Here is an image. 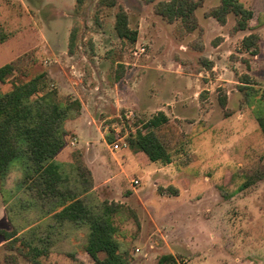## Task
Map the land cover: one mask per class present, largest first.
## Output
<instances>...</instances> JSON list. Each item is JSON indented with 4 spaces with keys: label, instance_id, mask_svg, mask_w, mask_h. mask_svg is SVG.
<instances>
[{
    "label": "rangeland",
    "instance_id": "obj_1",
    "mask_svg": "<svg viewBox=\"0 0 264 264\" xmlns=\"http://www.w3.org/2000/svg\"><path fill=\"white\" fill-rule=\"evenodd\" d=\"M98 1L84 0L77 8L75 0H0V67L14 62L11 80L27 81L42 74L38 95L50 90L58 93L71 78L78 82L73 87L84 101L96 94L106 109V113L95 114L97 125L112 116L102 122L104 140L91 128V141L101 160L122 159L123 151L133 155L132 170L122 165L125 178L121 184L112 180L102 184L96 176V186L93 184V192L86 197L91 206L106 202L122 207L112 220L116 240L128 253L130 264H157L161 256L169 254L177 264H264V255H256L255 246L251 245L254 250L249 248L245 240L252 212L264 209V140L255 121L263 108L254 92L264 93V0H238L253 6L249 7L253 12L250 27L260 37L255 56L243 50V33L233 31V14L223 26L208 17V11L220 0H194L200 6L195 11L198 27L192 33L178 22L162 20L154 12L155 3L116 0L127 13L130 28L137 31L133 45L116 37L115 8L104 7L97 12ZM72 31L75 49L70 56L67 50ZM223 37L227 41L214 49ZM117 61L121 64L115 65ZM114 67L127 71L117 82L111 74ZM245 82L251 83L248 90L242 87ZM115 99L124 104L116 114ZM163 101L170 103L161 110L169 120L154 132L165 146L171 165L152 163L128 145L113 155L108 152L115 129L130 131L127 144L136 131L150 130L145 124L158 113ZM125 111H132L134 117L128 123L123 119L121 127L117 116L123 117ZM86 140L82 136L78 147H88ZM75 152L79 154L72 151L71 163ZM66 159L62 157L56 164L64 185L74 190L77 172ZM111 166V172L117 171ZM7 175L4 194L0 195V230L37 221L36 236L40 238V232L52 221L39 223V206L24 193L26 185L19 186L20 170L10 167ZM132 179H139V185L131 188ZM214 219L221 222L220 231H214ZM205 222L206 228L201 227L199 223ZM59 230L61 234L53 240L59 244L54 247L65 254L75 252L61 255L66 259L61 262L50 256L48 263L92 264L87 255L81 256L85 229ZM215 235L218 237L211 240ZM2 245L0 264H32L16 250H9L7 244ZM16 249L25 252L20 246ZM13 255L15 259H9Z\"/></svg>",
    "mask_w": 264,
    "mask_h": 264
},
{
    "label": "trees",
    "instance_id": "obj_2",
    "mask_svg": "<svg viewBox=\"0 0 264 264\" xmlns=\"http://www.w3.org/2000/svg\"><path fill=\"white\" fill-rule=\"evenodd\" d=\"M143 2L155 3V14L168 24L178 22L188 33L196 30L195 11L200 6L199 2L194 0H143ZM83 3L84 0H75L77 8ZM104 7L115 8L113 29L116 37L129 45L135 44L137 31L130 28L124 8L116 0H99L96 11ZM230 14L236 17L234 32H251L253 12L238 0H220L218 6L208 11V17L216 20L221 26L226 23ZM259 43V37L252 32L241 40L243 50L254 56L259 52ZM74 49L75 33L72 31L68 39V55L71 56ZM207 67L211 69L212 63ZM15 69L14 62L0 67V82L6 80L11 82V90L0 95V195L4 194L9 168L16 167L22 174L19 186L25 184L24 193L31 195L35 204L39 206L38 218L49 216L52 221L51 225L45 227L59 229L84 227L86 237L82 251L88 255L92 264H130L128 253L121 249L116 240V227L112 220L113 215L119 214L122 207L106 202L91 206L90 202H87L86 196L92 189V178L78 153L72 155L78 183L74 190L64 185L66 181L61 176L60 167L54 162V158L66 144L67 133L64 130V123L78 114L80 102L70 97L60 98L55 90L38 95L42 75L27 81L11 80ZM118 69L115 82L123 77ZM243 84L244 90L251 88L249 87L251 83ZM254 92L260 107L263 108L255 115V121L264 138V93ZM165 123L167 119L162 113L152 117L144 127L150 130L145 133L136 131L128 139L130 150L142 153L150 162L169 163L167 150L154 132ZM106 140L108 143L111 141L110 138ZM36 223L37 221L31 222L19 228L13 226L9 231L0 230V237L9 250L17 251L18 256L32 264H43L40 259L48 254L45 244L48 242L49 232L44 230L43 233L47 237L43 239L37 237ZM27 228L29 229L26 230ZM17 246L25 249V252L16 249ZM15 256L9 259L14 260ZM157 264L176 263L172 256L164 255L159 258Z\"/></svg>",
    "mask_w": 264,
    "mask_h": 264
},
{
    "label": "crops",
    "instance_id": "obj_3",
    "mask_svg": "<svg viewBox=\"0 0 264 264\" xmlns=\"http://www.w3.org/2000/svg\"><path fill=\"white\" fill-rule=\"evenodd\" d=\"M244 6H246V5H244ZM249 7L252 8L253 6H249ZM249 7L246 6V8H248V9H249ZM197 27H198V23H197ZM196 30H197V28H196ZM252 30H251V32H252ZM251 32L250 31H244V32L241 31V32L236 33V35H239V33H243L240 36V40H241V39H243L245 36H247ZM257 36L259 37V35H257ZM259 39H260V37H259ZM226 41H227V38L226 37H223L222 43L218 44L214 49L219 48ZM63 58L69 59V58H72V57H63ZM209 59L212 62V60H214V57H209ZM117 64H121V62L117 61L115 63V65H117ZM123 64L128 65L127 63H123ZM70 68L74 69L73 66H71ZM215 68H216V66L213 65L212 71H215ZM116 70H117V68L114 67V70L111 71V74H112V76H114V78L116 76ZM158 70L159 69H155V72H159ZM118 72L120 74H123L124 73V75H125V73L127 74V71H125V70L123 71L122 68L118 69ZM172 74H174V73H172ZM40 75H42V74H40ZM184 76L186 77V75H184ZM199 76L200 75H195L196 78H199ZM187 77H191V74H188ZM42 79H43V75H42V78H41V83H42ZM195 82L197 83V80L196 79H195ZM41 83H40V87H41ZM67 83H68V85H66L65 88L63 87V89H61V90L59 89L60 91H58V96L60 98H61V96H66V97H70L72 99L78 100L80 102V111L78 112L77 115H73V118H69L64 123V130L67 133V136H66V144H65V147L54 158V162L56 163V161L58 159H61L63 157V158H67L65 160V162L67 164L69 163V164L72 165L73 163H71V160H70L71 158H69V157L72 154V151L73 150L78 151L79 152V155H80V158L82 160V163L84 164V166L86 167V169L90 172L91 178H92V189L88 192V194L91 193V192H93L94 187L96 186L95 179H96V176L98 177V175H99V177L102 180V184H105L107 182H110L111 180L113 182H115V183H118V184L123 183L124 182L123 176L125 178V170L123 169V166L122 165H126V167L129 170H132V169H130V164L133 163L134 156L133 155L130 156L128 152L123 151L124 153L121 154V156L123 157L122 159H117L116 157H113L111 161L110 160H101L100 158L97 157V154H96V149H95L96 144L93 141H91V139H92L91 138V128L95 129V132H97L99 134V136H101V138L104 140V138H103L104 135L103 134L105 133V129H103L101 125H102V122L105 119L108 120L112 116L111 115L107 116L106 118L102 119L98 123V125H97L96 124L97 123V117H96L95 114H97V112L106 113V109L103 108V105L100 106L99 102L96 99L97 98L96 97V94L95 95H92L91 97L85 98V101H84L82 99L83 96L81 97L80 94H79V92L76 89H74V87H73V85H75V84L77 85L78 82H76L75 80H73L71 78H68ZM79 84H81V83H79ZM116 84H114V86H113L114 88L116 87ZM60 88H62V86ZM94 89L97 90L98 88L97 87H94ZM109 89H111V88H109ZM10 90H11V84L8 83V81L0 82V95L1 94L8 93ZM197 93L194 96L195 100H197L196 99L197 98L196 97ZM109 96L113 97L112 91L109 92ZM104 99L106 101H110L109 99H107L105 97H104ZM113 102H114V104L113 103L112 104L114 106L113 108H114L115 114L117 112H120L121 110H123V109H121V107L124 106L123 103H120V101H118L117 99H115ZM97 104H99V105H97ZM159 104H160L159 105V108H157L158 109L157 110L158 113H162L166 117V119L169 120L167 118V116H166V113H164L161 110L164 107H166V106H170V103L163 101V102H161ZM154 106H157V105H154ZM196 107L199 109L198 103H197ZM100 130H101V132H100ZM82 136L83 137L84 136L86 137V139H87L86 141H87V146L88 147H84V148L78 147L79 140H80V138ZM261 136H262V134H261ZM262 138H263V136H262ZM106 139H107V137L105 138V140ZM263 140H264V138H263ZM71 142H73L74 144L71 145ZM72 146H75V149H72ZM107 149H108V152L111 155H113L114 152L110 149V144L107 146ZM136 154H137V152H136ZM140 154H142V153H140ZM156 162H160V161H156ZM156 162H152V163H156ZM160 163H162V162H160ZM112 164H113V166L116 167L117 171L111 172V167H112L111 165ZM162 164L168 166V165H171L172 162L170 160L169 163H167V164L166 163H162ZM139 170H141V169H138L137 171H139ZM105 175H107V176H105ZM127 181L125 180V182H127ZM93 184H94V187H93ZM188 203H190V202H188ZM186 204L187 203H185V206H186ZM4 207H5V205H4ZM251 218H252V220L249 221V222H252V223L246 225V227H247L246 228V231H245V234H246L245 240H246V243H247L246 245L249 248H252L251 245L252 246H255V249H256L255 250L256 251L255 254L256 255H259L261 257V254L264 255V209H261L260 212L257 211V210L254 211V212H252ZM48 219H49V216H45L44 218H41L39 220V223L45 222ZM206 222H208V221H206ZM206 222L204 224L203 223H199V224H200L201 227L204 226L206 228V225H205ZM208 224H210V223H208ZM28 229L29 228H27L26 230H28ZM68 229H70V227ZM221 229H222L221 222H218L216 219H214V231H220ZM3 230H6V228H3ZM44 230L46 232H49V234H48V242H47V244H45V246H47V252H48V254L45 257H42V259H40V260L44 264L45 263L46 264H49L48 263V258L50 256H52V259L54 261H57V260H59V262H61L62 260L65 261L66 259L65 258L62 259L63 256H61V255L65 254V253H63L62 251H59L57 249V247H54V246H56V245L59 244V241L57 243H53V240L56 239V238H58L57 237V234L58 233L61 234L62 231H60L59 228H57V227H54V228H47V227H45ZM44 230H42L40 232L41 233L40 234V237L42 239L45 238V237H47V235L43 233ZM6 231H9V230H6ZM218 235L217 236L215 235V237L211 238V240H215L218 237ZM84 236H85V233H84ZM2 244H5V242H2ZM2 244H0V246H3ZM52 246H53V248H51ZM187 248L189 249L188 246H187ZM73 252H75V251H73ZM73 252L71 251V253H66V254L69 255V254H72ZM170 252H168V253H170ZM86 255H87L86 253L81 254L82 257H84ZM170 256L173 257V255H170ZM173 259L175 260V263L177 264L176 259L174 257H173Z\"/></svg>",
    "mask_w": 264,
    "mask_h": 264
},
{
    "label": "built area",
    "instance_id": "obj_4",
    "mask_svg": "<svg viewBox=\"0 0 264 264\" xmlns=\"http://www.w3.org/2000/svg\"><path fill=\"white\" fill-rule=\"evenodd\" d=\"M44 63H45V64H48L47 61H45ZM117 117H118V121H119V123H120V126H121V127H124L125 122L123 121V119H124L127 123H128V122H132L134 115H133L132 111H128V112H125V113H124L123 117H120L119 115H118ZM113 132H114L113 134H114L115 140H114V142H112V143L110 144V149H111L113 152H115V151H119V150H121L123 147H126V146L128 145V144L126 143V137H127L128 133H129L130 131H127V132H126V130H125L124 133H121V132L119 131V129H115ZM73 144H74V143L71 142V145H73ZM139 182H140L139 179H132V180H130V182H129L130 187L133 188V187L138 186V185H139ZM136 251H137V250H136Z\"/></svg>",
    "mask_w": 264,
    "mask_h": 264
}]
</instances>
